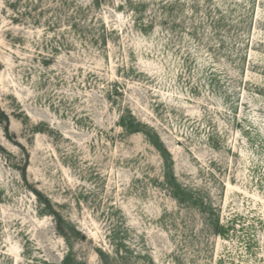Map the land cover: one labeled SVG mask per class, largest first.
<instances>
[{
    "label": "rangeland",
    "instance_id": "rangeland-1",
    "mask_svg": "<svg viewBox=\"0 0 264 264\" xmlns=\"http://www.w3.org/2000/svg\"><path fill=\"white\" fill-rule=\"evenodd\" d=\"M0 264H264V0H0Z\"/></svg>",
    "mask_w": 264,
    "mask_h": 264
}]
</instances>
